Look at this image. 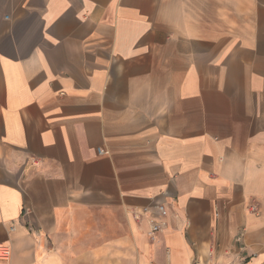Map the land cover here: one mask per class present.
<instances>
[{"label": "crops", "instance_id": "obj_1", "mask_svg": "<svg viewBox=\"0 0 264 264\" xmlns=\"http://www.w3.org/2000/svg\"><path fill=\"white\" fill-rule=\"evenodd\" d=\"M0 248L264 264V0H0Z\"/></svg>", "mask_w": 264, "mask_h": 264}, {"label": "built area", "instance_id": "obj_2", "mask_svg": "<svg viewBox=\"0 0 264 264\" xmlns=\"http://www.w3.org/2000/svg\"><path fill=\"white\" fill-rule=\"evenodd\" d=\"M98 152H101V151L98 150ZM157 208L161 215L165 214V209L163 206L159 205ZM158 229H159L158 224H153L151 228V233L156 232ZM7 254H8V250H6V248H0V258L5 259L7 257Z\"/></svg>", "mask_w": 264, "mask_h": 264}]
</instances>
